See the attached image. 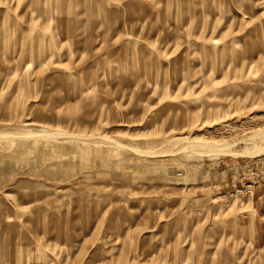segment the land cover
<instances>
[{
    "label": "rangeland",
    "instance_id": "1",
    "mask_svg": "<svg viewBox=\"0 0 264 264\" xmlns=\"http://www.w3.org/2000/svg\"><path fill=\"white\" fill-rule=\"evenodd\" d=\"M193 140L264 144V0H0V264H264V153Z\"/></svg>",
    "mask_w": 264,
    "mask_h": 264
},
{
    "label": "bare ground",
    "instance_id": "2",
    "mask_svg": "<svg viewBox=\"0 0 264 264\" xmlns=\"http://www.w3.org/2000/svg\"><path fill=\"white\" fill-rule=\"evenodd\" d=\"M26 133H28V132H26ZM49 134H52V133H44V134H38V135H47L48 136ZM56 136H57V134H56ZM110 137L108 136V138H110ZM191 143L194 144V145L200 144L206 149L207 152H210V153L215 154V155H238V154L247 155V154H249V155H252V156L254 155L255 156V155H259L261 153H264V152H262L264 150V144L262 145L259 142H253L251 146H247L244 149V151H242V152L234 149V147H233V145L231 143H226V142H224V143H215V142H211V141L193 140V141H191ZM137 150L141 151V152H144V153H147V154L148 153H153L152 151H149V150H140L138 148H137Z\"/></svg>",
    "mask_w": 264,
    "mask_h": 264
}]
</instances>
